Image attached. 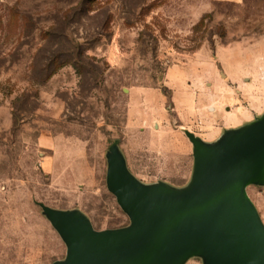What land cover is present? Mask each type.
Returning a JSON list of instances; mask_svg holds the SVG:
<instances>
[{
  "label": "rangeland",
  "instance_id": "rangeland-1",
  "mask_svg": "<svg viewBox=\"0 0 264 264\" xmlns=\"http://www.w3.org/2000/svg\"><path fill=\"white\" fill-rule=\"evenodd\" d=\"M74 48L82 62L52 66ZM263 115L264 0H0V264L66 259L43 205L131 224L114 143L143 184L185 188L188 132L215 142ZM247 192L264 216V187Z\"/></svg>",
  "mask_w": 264,
  "mask_h": 264
},
{
  "label": "water",
  "instance_id": "water-1",
  "mask_svg": "<svg viewBox=\"0 0 264 264\" xmlns=\"http://www.w3.org/2000/svg\"><path fill=\"white\" fill-rule=\"evenodd\" d=\"M187 136L194 171L185 188L143 184L112 145L108 189L130 219L125 228L97 231L81 211L43 205L67 246L54 264H264V221L247 192L264 187V115L215 142Z\"/></svg>",
  "mask_w": 264,
  "mask_h": 264
},
{
  "label": "trees",
  "instance_id": "trees-1",
  "mask_svg": "<svg viewBox=\"0 0 264 264\" xmlns=\"http://www.w3.org/2000/svg\"><path fill=\"white\" fill-rule=\"evenodd\" d=\"M62 39L64 41V45L67 46V43H69V40L67 37L65 36H62ZM76 48L74 49H70V51H67V52H62L61 54H52V58H51V63H52V66L53 65H56L57 63H59L60 65L64 63H67V62H70V64L72 63L73 65L78 63V62H82L83 61V55L81 52H76ZM60 53V52H58ZM69 56L68 61H63L65 60L63 57L64 56ZM72 60V61H71Z\"/></svg>",
  "mask_w": 264,
  "mask_h": 264
},
{
  "label": "built area",
  "instance_id": "built-area-1",
  "mask_svg": "<svg viewBox=\"0 0 264 264\" xmlns=\"http://www.w3.org/2000/svg\"><path fill=\"white\" fill-rule=\"evenodd\" d=\"M262 219H263V221H264V216H262Z\"/></svg>",
  "mask_w": 264,
  "mask_h": 264
},
{
  "label": "crops",
  "instance_id": "crops-1",
  "mask_svg": "<svg viewBox=\"0 0 264 264\" xmlns=\"http://www.w3.org/2000/svg\"><path fill=\"white\" fill-rule=\"evenodd\" d=\"M246 125V124H245ZM241 126H244V125H241ZM240 127V126H239ZM235 128H238V127H235Z\"/></svg>",
  "mask_w": 264,
  "mask_h": 264
}]
</instances>
